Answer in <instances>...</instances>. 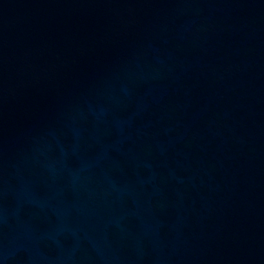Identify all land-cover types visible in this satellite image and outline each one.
I'll return each instance as SVG.
<instances>
[{
    "label": "water",
    "instance_id": "water-1",
    "mask_svg": "<svg viewBox=\"0 0 264 264\" xmlns=\"http://www.w3.org/2000/svg\"><path fill=\"white\" fill-rule=\"evenodd\" d=\"M0 264H264V0H0Z\"/></svg>",
    "mask_w": 264,
    "mask_h": 264
}]
</instances>
